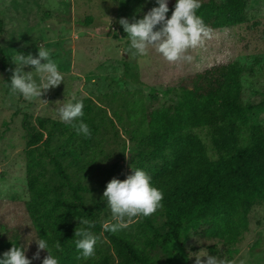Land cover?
Instances as JSON below:
<instances>
[{
	"label": "rangeland",
	"instance_id": "rangeland-1",
	"mask_svg": "<svg viewBox=\"0 0 264 264\" xmlns=\"http://www.w3.org/2000/svg\"><path fill=\"white\" fill-rule=\"evenodd\" d=\"M174 2L168 0L166 16L171 14ZM244 2L243 21L207 29L202 42L183 54L190 59L169 62L152 46L142 55L124 53L128 37L118 24L119 18H128L129 22L141 18L155 6L154 0H0L4 25L0 48L7 61L14 68L11 56H15V51L35 56L37 48L43 47L49 50L63 77L56 87L42 90L40 97L25 99L5 85L0 70L2 236L25 246L28 258L37 251L34 239H46L55 255L53 240L41 224L47 206L61 209L72 225L82 227L79 221L87 219L104 228L111 221L110 210L102 197L106 183L112 178L123 180L131 174V168L160 163V159L146 154L149 146L145 140V112L174 105L175 89L189 74L216 64L235 63L241 70V99L245 104L255 105L251 120L264 133V0ZM23 70H33V66ZM33 79L41 83L35 72ZM73 96L83 101V114L89 108L90 116L96 121L86 147L88 161L76 163L71 175L81 186L80 201L54 171L51 157L42 155V141L49 130L53 131L50 151L60 145L57 128L66 122L59 119L57 109ZM38 119L43 120L45 129L39 126ZM36 132L43 133V137L29 146L30 135ZM186 132L198 135L212 159L228 150L217 151L209 127ZM30 148L37 163L29 164ZM83 207L91 210L94 218L81 216ZM67 208L70 212H66ZM164 219L160 206L147 217L126 219V227L114 233L136 245L152 264H164L168 254L143 243L152 234L147 222L163 231ZM248 222V230L234 246L218 242L202 245L190 232L184 243L187 264H194L192 255H203L206 251L229 264H264V202L257 201L251 206ZM91 231L97 240L93 256L104 264H114L112 250L101 231ZM46 255L41 250L40 260ZM40 260H33L32 264H40Z\"/></svg>",
	"mask_w": 264,
	"mask_h": 264
},
{
	"label": "trees",
	"instance_id": "trees-1",
	"mask_svg": "<svg viewBox=\"0 0 264 264\" xmlns=\"http://www.w3.org/2000/svg\"><path fill=\"white\" fill-rule=\"evenodd\" d=\"M244 0H200L196 14L206 29L228 27L245 18ZM4 25L0 17V42ZM13 67L0 48V70L3 82L8 86ZM241 70L232 62L213 65L201 72L189 74L175 89L174 105L145 112L146 154L160 159L159 164L141 168L152 178V184L163 192L161 208L164 230L160 231L149 222L152 231L144 238L147 247H158L168 254L164 264H187L185 240L193 232L202 245L222 243L234 246L248 230V213L251 206L264 202V133L251 120L255 105L241 99ZM90 129L96 121L85 108L79 118ZM72 123L60 125L61 140L55 151L49 142L53 131L44 138L43 152L51 157L56 174L68 185L76 200L81 186L71 177L76 163L88 161L86 147L89 136L78 135ZM38 124L45 129L43 120ZM209 127L212 143L218 152L227 148L219 157L212 159L198 135L186 132L191 128ZM241 133L245 136L241 137ZM43 133L30 135L28 144L33 146ZM239 137L241 139H239ZM239 144H237V143ZM29 164L37 163L32 148L28 151ZM70 208L66 212H70ZM81 216L92 219L94 214L83 207ZM42 227L48 232L55 248L59 264H104L94 256L84 258L75 247L76 231L82 227L72 221L61 209L47 206L42 213ZM91 230L101 231L112 250L114 264H152L136 245L126 237L98 228L92 222ZM0 232V253L12 244Z\"/></svg>",
	"mask_w": 264,
	"mask_h": 264
},
{
	"label": "clouds",
	"instance_id": "clouds-1",
	"mask_svg": "<svg viewBox=\"0 0 264 264\" xmlns=\"http://www.w3.org/2000/svg\"><path fill=\"white\" fill-rule=\"evenodd\" d=\"M154 5L141 18L132 22L128 18H119L118 24L128 37V47L124 53L142 55L148 46H152L169 62L190 59L183 55L185 51L196 47L207 36L206 26L196 14L200 0H175L171 14L167 16L168 0H154ZM11 62L15 67L7 81L8 86L12 93L25 99L40 97L42 90L54 88L63 81L57 63L50 58L49 50L43 47L37 48L35 56L15 51ZM27 66H33V70L25 72L23 69ZM33 72L40 77V84L33 79ZM83 107V101L73 96L58 107L57 115L63 122L75 121L73 127L76 133L87 137L91 134L90 129L79 119L83 116ZM102 197L111 213V221L106 222L103 227L106 231L115 232L126 227V219L153 214L161 206L163 192L152 184V178L147 172L140 168H131V174L123 180L110 179L105 185ZM79 223L83 227L75 232L78 237L74 242L75 247L82 257L88 258L94 255L96 236L91 231L93 225L90 221L81 219ZM34 240L37 251L31 258L26 257L25 246L11 243L12 246L7 251L0 253V264H32L33 260H40L41 250L47 255L40 260V264H59L57 256L50 252L46 239ZM53 246L57 251L60 250L59 242ZM192 256L195 257L194 264H229L216 255H209L207 251L203 255Z\"/></svg>",
	"mask_w": 264,
	"mask_h": 264
}]
</instances>
